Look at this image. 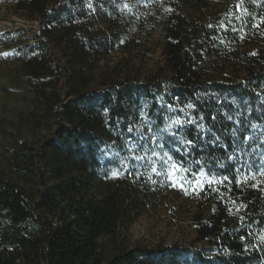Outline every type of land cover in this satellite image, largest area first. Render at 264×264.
I'll use <instances>...</instances> for the list:
<instances>
[{
    "label": "trees",
    "instance_id": "16d2710c",
    "mask_svg": "<svg viewBox=\"0 0 264 264\" xmlns=\"http://www.w3.org/2000/svg\"><path fill=\"white\" fill-rule=\"evenodd\" d=\"M11 5L40 19L37 42L14 53L40 121L54 127L36 149L16 138L0 161V264H264V0ZM143 8L147 17L137 16ZM132 31L149 43L158 31V58L131 64L122 55L109 64L116 45L135 41ZM176 117L195 120L174 126L194 144L185 152L163 133L164 150L203 157L230 179L196 191L184 185L170 217L185 222L188 235L127 241L139 210L171 183L155 174L150 180L131 159L125 168V141L139 140L137 128L151 136L149 125L156 132Z\"/></svg>",
    "mask_w": 264,
    "mask_h": 264
},
{
    "label": "rangeland",
    "instance_id": "374dc122",
    "mask_svg": "<svg viewBox=\"0 0 264 264\" xmlns=\"http://www.w3.org/2000/svg\"><path fill=\"white\" fill-rule=\"evenodd\" d=\"M135 13L137 16L147 17L144 8ZM40 23L38 17L15 11L11 0H0V161L11 156L16 147V138H22L36 149L54 127L51 122L40 121V109L33 102V91L26 83L21 64L14 53L15 47L20 43L37 42L36 34ZM133 34L132 31L129 38L134 37L135 41L116 45L107 57L109 64L122 55L131 64L151 63V60L158 58V31L152 44L148 42L146 35L139 37ZM4 53L8 55L5 56ZM64 81L63 78L59 85L63 98L66 91ZM183 189L179 185H169L154 203H146L130 224L127 241L150 244L156 240H164L168 243L177 237L179 231L188 235L187 224L170 217V207L182 196L183 191L187 192L185 186Z\"/></svg>",
    "mask_w": 264,
    "mask_h": 264
},
{
    "label": "snow or ice",
    "instance_id": "6c2138e0",
    "mask_svg": "<svg viewBox=\"0 0 264 264\" xmlns=\"http://www.w3.org/2000/svg\"><path fill=\"white\" fill-rule=\"evenodd\" d=\"M237 7H240V5H237ZM209 27H211V25H209ZM4 55L7 56L8 53H4ZM187 107L192 108L193 105L189 103ZM187 123H195V120H182L179 117H176L169 120L164 124L163 129H158L156 132H153L151 125H149L148 132L152 133L151 136L142 133L140 129L137 128L136 132L139 140L130 145L125 141L131 155L126 157H120L119 153H114V155L120 157V163L125 168L128 167L127 161L129 159L136 161L139 166L146 169L150 180L152 179V175L155 174L156 176L163 177L166 181H169L172 186L179 185L183 188L184 185L187 184L192 187L193 191H196L197 188L203 189L205 183L211 187L214 183L222 184L225 181H228L230 177H219L211 168H207L203 157H200L199 159H188L186 156L181 155L179 158H176L169 151L164 150L165 143L161 142L164 140L163 133H168L175 137L176 141L184 146L185 152L188 151L187 146L194 144L193 140L188 139L183 135H177L174 131V126H182ZM198 127L203 129L204 125L200 124ZM253 127H255V125H253ZM128 132H133V128L129 127ZM216 139L218 140L219 137H216ZM141 141H143V143H141ZM149 141L155 143L156 147L161 151H156L155 149L149 150L147 147ZM138 150L142 151L143 154H138ZM229 159H231V157H229ZM194 165L199 166L198 169H194ZM133 167H135V165ZM220 167L223 168L224 165L221 164ZM260 167L264 169V165H261ZM148 169H150V171H147ZM261 174H264V172H261ZM113 175H118V173L114 171ZM136 175L139 176L140 172L137 171ZM152 182L156 183L155 180H152ZM212 190L216 191L214 188ZM261 242L264 243V236L261 237Z\"/></svg>",
    "mask_w": 264,
    "mask_h": 264
}]
</instances>
